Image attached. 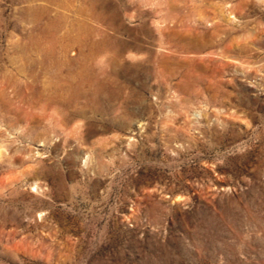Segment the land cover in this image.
<instances>
[{
    "label": "rangeland",
    "instance_id": "obj_1",
    "mask_svg": "<svg viewBox=\"0 0 264 264\" xmlns=\"http://www.w3.org/2000/svg\"><path fill=\"white\" fill-rule=\"evenodd\" d=\"M0 264H264V0H0Z\"/></svg>",
    "mask_w": 264,
    "mask_h": 264
}]
</instances>
